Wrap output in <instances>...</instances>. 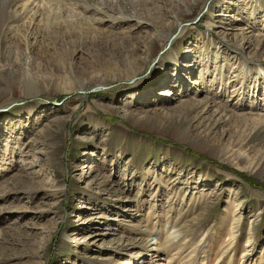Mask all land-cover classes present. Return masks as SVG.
Instances as JSON below:
<instances>
[{"label":"rangeland","instance_id":"1","mask_svg":"<svg viewBox=\"0 0 264 264\" xmlns=\"http://www.w3.org/2000/svg\"><path fill=\"white\" fill-rule=\"evenodd\" d=\"M1 21L0 264H264V0H0ZM205 107L232 117L209 133Z\"/></svg>","mask_w":264,"mask_h":264},{"label":"bare ground","instance_id":"2","mask_svg":"<svg viewBox=\"0 0 264 264\" xmlns=\"http://www.w3.org/2000/svg\"><path fill=\"white\" fill-rule=\"evenodd\" d=\"M4 3L6 4L7 3V1H4ZM10 4V3H9ZM9 4H8V6H9ZM6 7V6H5ZM10 8V7H9ZM6 13H9V11H7ZM38 13H39V15H38ZM107 17H108V15H106ZM40 18L41 17V13H40V11L39 10H36V12H34V13H32L31 14V16L29 17V18H27L28 20H29V23L27 24V27H32V25H34L35 23V21H37V18ZM111 18V17H110ZM139 21V20H138ZM8 25L9 24H7V21L5 22V21H1V24H0V35L4 32V30L5 29H8L7 27H8ZM12 25H10L9 27H11ZM14 27V26H13ZM9 34H11V33H9ZM2 36V35H1ZM129 39V41L133 44L131 47H130V57L133 55V56H136V55H138V51L137 50H139L140 49V46H141V43H139V42H136V41H134L133 40V38H128ZM120 42L122 43V44H125L124 43V41L123 40H120ZM28 43V42H27ZM27 45V44H26ZM29 47V46H28ZM31 48V47H30ZM126 48V47H125ZM127 50V49H126ZM27 51H29V50H27ZM27 53V52H26ZM127 57H129V56H127ZM138 59V58H137ZM137 59H134L133 61H130V62H123V63H125V65L127 64V65H130L132 62H135L136 61V63H138V61H137ZM31 60V59H30ZM26 63L24 64V66L26 67V68H23V70H24V73H25V75H26V78L28 79V80H31V81H33L34 80V77H33V74H31V70H29V68H28V65H29V59H27L26 61H25ZM181 101L179 102V104L180 105H182V106H187L188 104H190L189 103V101L187 100H184V99H180ZM185 102H188V104H186ZM193 102V101H192ZM214 103V102H213ZM182 106H180V107H182ZM183 109H184V107H182ZM180 109V108H179ZM182 110V109H181ZM228 111L226 110V109H223V110H220V111H212V110H210L209 109V107H205L202 111L200 110V111H198L197 112V116H198V114L201 116V115H205V116H207V117H205V118H203L202 120L204 121V120H212V119H210L209 118V116H211L212 118H213V120H212V126H210V127H207V126H204V128H205V131H207V132H209V133H215L214 131H213V129L214 128H216L217 127V125H219V124H221V123H226V121H227V119H230L231 117H232V114H228L227 113ZM161 114V113H160ZM159 115V114H158ZM164 115V114H163ZM162 115V116H163ZM209 115V116H208ZM257 115V117H258V119H257V122H258V120H262L263 121V123H261L262 125H264V115H262V114H256ZM255 115V116H256ZM199 117V116H198ZM263 118V119H262ZM196 119V118H195ZM233 119V118H232ZM242 122H247V118L246 117H243V121ZM260 123H259V125H260ZM256 124V123H255ZM257 125V124H256ZM248 126V125H247ZM219 128V127H218ZM257 128V127H256ZM264 129V128H263ZM256 130V129H255ZM225 132L226 131H222V133L221 134H219V135H221V136H218L219 137V140L221 139V137H223V136H225ZM263 132H264V130H263ZM208 133V134H209ZM214 137V136H213ZM213 139V138H212ZM232 152H234V151H232ZM0 246H1V244H0Z\"/></svg>","mask_w":264,"mask_h":264}]
</instances>
